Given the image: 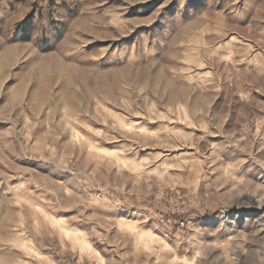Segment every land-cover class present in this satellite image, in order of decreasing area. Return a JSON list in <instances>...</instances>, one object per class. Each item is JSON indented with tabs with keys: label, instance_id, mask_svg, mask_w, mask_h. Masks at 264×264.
<instances>
[{
	"label": "rangeland",
	"instance_id": "obj_1",
	"mask_svg": "<svg viewBox=\"0 0 264 264\" xmlns=\"http://www.w3.org/2000/svg\"><path fill=\"white\" fill-rule=\"evenodd\" d=\"M0 264H264V0H0Z\"/></svg>",
	"mask_w": 264,
	"mask_h": 264
}]
</instances>
